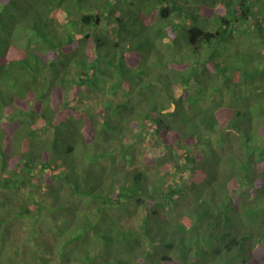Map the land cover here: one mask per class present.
<instances>
[{
    "label": "trees",
    "instance_id": "obj_1",
    "mask_svg": "<svg viewBox=\"0 0 264 264\" xmlns=\"http://www.w3.org/2000/svg\"><path fill=\"white\" fill-rule=\"evenodd\" d=\"M143 1L0 0V264H264V222L255 229L233 217L239 213L233 195L243 185L240 197L256 196L248 216L264 215V132L256 142L260 153L246 142L234 148L239 161L221 184L226 199L210 180L223 174L218 144L228 113L200 104L195 114L184 109L187 92L180 86L163 91L156 85L161 76L148 81L153 92L145 102L136 96L145 74L130 72L141 56L122 48L123 40L104 45L98 36L101 29L128 27V13L139 5L144 25L158 24L175 39L176 19L192 17L195 7L204 21L188 30L195 54L212 57L211 48L231 40L240 29L234 18L245 32L257 30L254 40L264 49V1L238 0L236 8L221 0H201L206 7L146 0L147 8ZM101 56L106 63H99ZM246 58L242 77L258 72L263 81L264 66L254 68ZM97 65L104 67V81L96 77ZM106 67L117 71L115 86ZM193 76L190 71L181 80L188 84ZM163 92L172 105L158 109L154 101ZM3 121L14 125L11 133ZM77 144L83 150L76 156ZM48 169L53 173L44 174ZM91 193L81 213L80 194ZM23 220L31 223L27 239L13 229Z\"/></svg>",
    "mask_w": 264,
    "mask_h": 264
},
{
    "label": "rangeland",
    "instance_id": "obj_2",
    "mask_svg": "<svg viewBox=\"0 0 264 264\" xmlns=\"http://www.w3.org/2000/svg\"><path fill=\"white\" fill-rule=\"evenodd\" d=\"M179 1L181 3L185 1L194 2L198 3L199 5H204L205 7L207 6L206 3H203L201 0ZM111 2L112 1H110V3ZM144 2H146L148 6L145 5ZM169 2L172 3V0H168V5ZM150 4L151 2H147L146 0H144L142 3L143 7L145 8L149 7ZM221 4H228L230 8H236L238 6V0H221ZM193 11L194 14L192 17L189 15H181L176 19L178 31L175 32V35L177 36L175 39L166 37V33H163L161 26L158 24L150 27H148V25H144V17L146 13L143 9L139 8V5H134L130 13H128V27L123 26L119 29L109 32H105L103 29H101L98 31V36L103 40L104 45L115 46L117 41L123 40L122 43H120L122 44V48L132 47L133 50L141 56L140 67L138 69L131 68L132 70L130 72L134 75L139 73L138 76L140 78L141 73L145 74L143 76V81L141 80V82L136 86V96H140L145 102H147L149 99L150 93L153 92L152 89L147 87L148 81L153 80V77L161 76L162 79L159 82H156V85L160 86L163 91H165L169 86H180L187 92V99L181 101L184 109L188 108L195 114L197 111L195 106L200 104L201 106L206 107L208 110L213 112H215L217 109V111L224 110L228 113L230 120H227V124L229 125L226 130H221L219 136L220 144H218V154L220 155L219 161L224 163L223 165H220V168L223 169V174L219 173L210 180L212 182H216L214 184L215 186L219 185V189H221V195L225 196L227 199L225 195L226 192H224V190L221 188V184H226L228 180L226 172L230 168L231 164L234 163L232 161H239V156L237 155V151H235L234 148L236 146L242 147L243 144L248 143L257 150V154L260 153V151H262L264 148L256 143L258 139L263 138L262 133L264 132V78L262 81V79L258 77V72L255 73V75L258 74L256 75V78L249 76L248 78H243L240 72L241 69L239 68V65L246 63V55L249 56L254 62L253 65H251L252 67L257 69L263 68L264 64L261 62L259 55L264 56V49L261 48L259 43L255 42V40L257 41L255 38H258V34H256L257 30H253L252 28L250 29L248 27L247 30H250L251 32L253 30V32H245L244 30L246 29L244 26H242V21L238 18H234V20H236L239 24L240 29L233 32L234 34L231 40L226 42L225 45L219 46L221 48L217 47L216 51L215 49L211 48L210 52L212 53V57L208 55L207 58V54L204 52H202L201 55L195 54V51L189 46L187 42L188 30L193 25V21L194 23H197V21L201 22L203 19L197 16V9L195 7ZM263 11L264 9L261 8V13ZM260 18L262 21L264 18V12L261 14ZM21 44L23 45L22 40ZM114 50L112 51V54L109 55L108 59H110L113 55H116ZM215 53L218 55H214ZM108 59L101 56L99 63H106V60ZM208 64H211L209 73L204 70V67L207 68ZM182 65L185 66V72H180L176 68L174 69V67ZM96 68V77H98L99 81H104V78L102 77L104 67L97 65ZM107 71L109 73V78L111 79V86H115L114 83L117 81L114 79V77H118L117 71H111L109 68H107ZM190 71L192 72V75H197V77L193 76L190 82L185 84L181 78L186 77ZM174 74L175 78L172 79L171 77L174 76ZM146 76L150 79H147ZM252 76H254V74ZM207 82L208 86L206 85ZM109 92L112 93L113 90H109ZM168 101V94L163 92L156 97L154 105H156L158 109H166L172 105L171 103H168ZM73 103L74 101L72 104ZM82 103L85 105H90L87 100H83ZM143 106L144 105L139 108V111H142ZM64 116H66V114ZM1 125L7 133H11L14 129L13 124L6 123L5 121H3ZM148 144H150V147L155 148L154 151L156 153L158 152V145H155L153 141L149 142ZM79 150H83V148L82 145L77 144L74 149L75 152L73 153H75L77 156ZM91 152V147H88L87 154H90ZM123 156L124 154L121 156V158H123ZM84 157L86 163H90V158H88L90 155H86ZM123 160L130 162V157L126 155ZM101 163H95L96 167H99ZM80 167H84L82 162ZM247 168V170H249V164L247 165ZM102 169H105V166H102ZM107 169L108 171L112 172L113 166L111 162L108 163ZM53 170L51 171L48 169L44 174H51L53 173ZM64 174L65 173H61L60 175ZM233 179L236 180V176L229 181H233ZM109 184L110 182L107 181L106 187L108 189ZM242 188L244 189L245 186H240V188L234 192L233 195L234 204L239 210V213L235 214L233 217H237V219L241 217L244 223L255 226V229H257V223L264 222V215L260 213L255 216H248L249 213H252V208L256 207V205L253 204L254 202L251 203V200L256 198V196L249 195L248 198L243 194H240V197L239 193ZM49 189L54 190L52 188ZM44 190H46L45 186ZM92 196V193L90 195L91 198L80 194L79 199L82 201V206L84 207V209L81 210V213H85L87 211L86 203L93 200ZM236 198L239 199L238 203L235 201ZM107 209L109 208H106V210ZM261 209L264 212V208L261 207ZM108 211L114 215H120L118 209L114 211L109 209ZM81 217L83 216L81 215ZM250 217L253 219L255 218V221ZM237 219L234 220L238 222L239 220ZM258 219L262 220L260 221ZM248 220L253 221L249 222ZM82 221H86V219H83ZM22 224H16L13 229L19 233V237H21V239H27L29 236L28 230L31 227V223L29 220H23ZM47 235L51 237V234ZM54 254L56 255L55 251ZM55 262L58 264L57 262H59V260ZM74 264H78V262H75Z\"/></svg>",
    "mask_w": 264,
    "mask_h": 264
}]
</instances>
